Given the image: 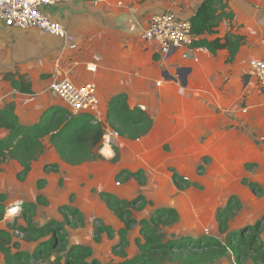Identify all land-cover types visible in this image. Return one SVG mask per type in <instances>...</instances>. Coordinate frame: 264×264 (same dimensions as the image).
<instances>
[{"label":"crops","instance_id":"crops-1","mask_svg":"<svg viewBox=\"0 0 264 264\" xmlns=\"http://www.w3.org/2000/svg\"><path fill=\"white\" fill-rule=\"evenodd\" d=\"M203 1L111 0L95 5L91 0H70L48 7L46 13L62 23L75 39L77 48L74 50L61 38L48 36L37 29L8 28L0 21V108L12 105L23 125L38 124L43 113L54 107L71 113L50 89L53 82L67 78L77 86L96 87L98 112L86 114L106 125L111 100L122 94L127 96L131 108L139 107L149 114L153 120L151 132L163 130L170 134L172 130H189L190 127L201 130L203 124L216 117L231 120L232 112L239 107L243 95L258 85L253 78L248 79L247 64L254 59L264 60V0H227L229 10L234 14L233 21L224 20L217 29V35L203 37L209 40H223L227 34L243 37L244 42L231 63L227 62V50L212 54L187 45L164 55L156 41L142 37L153 16L170 12L191 20ZM260 93L264 102V89L261 87ZM263 105L250 104L247 111ZM107 129L116 132L109 125ZM7 135L6 129H0V139ZM262 138L264 141V132ZM47 139L49 141V138L43 141L45 152L33 162L25 185H30V180L33 185L34 178L44 173V169L37 168H45L51 162L59 165L61 172L67 171L69 178L82 180L84 177L69 169L71 165L60 159L50 142L46 145ZM120 139L112 138L109 145L103 144L106 146L101 154L106 159L112 157L113 147ZM105 147L111 152H104ZM48 154H51L50 158ZM22 171L21 164L14 160L0 169V194L6 195L2 203L4 208V203L10 199L6 183L14 184L15 196L21 194L24 197V182L18 181ZM36 201L30 198L26 203L21 202L19 215H15H23L24 218L26 206ZM40 208L44 214V206ZM6 217L10 216L6 213L4 221L1 220L0 232L11 235L9 247L16 253L12 249L13 235L2 227L8 221ZM36 217H40L38 205L33 218ZM51 237L50 234L35 241L22 252L34 253ZM132 252L126 258L118 256L119 259L113 263L135 257L137 251Z\"/></svg>","mask_w":264,"mask_h":264},{"label":"rangeland","instance_id":"rangeland-1","mask_svg":"<svg viewBox=\"0 0 264 264\" xmlns=\"http://www.w3.org/2000/svg\"><path fill=\"white\" fill-rule=\"evenodd\" d=\"M247 65L249 67V63ZM255 103L264 104L258 85L247 90L229 121L216 117L203 124L201 130L190 127L189 130H172L170 134L154 130L135 141L120 136L110 159L69 168L74 174L84 177L82 180L69 178L67 171L61 172L59 165L56 169L57 164L51 162L45 168H37L44 169L43 178L36 176L33 185L31 180L30 185H25L27 178L20 180L18 177L19 182H24V197L21 194L15 196L14 184L6 183L10 199L4 205L10 217H6L8 221L2 227L13 235V251L22 252L35 242L20 230V226L25 227L28 223H25L27 220L23 215H18L21 202L26 203L30 198L36 201L39 196L43 201L38 204L40 217L33 218L34 224L40 227L50 222L64 223L59 219L64 220L66 208L79 211L83 222L70 216L73 224L64 227L69 246L81 243L89 246L93 249L89 260L95 259L102 264L119 259L116 252L120 250L115 252V249L121 242L119 231L125 228L124 222L108 207L102 196L105 193L126 202L140 201V196H143L144 202H137L127 209L136 222L150 220L161 208L177 210L178 222L162 227L161 233L166 241L183 237H214L224 242L230 233L264 222V105L247 111L250 104ZM48 142L47 139L46 145ZM140 171L145 174L144 183L127 174ZM231 197L242 203V209L230 221L229 231L223 234L219 231L218 212L225 208ZM40 206H44V214ZM101 223L113 229V238L104 232L97 240ZM140 230L141 226L136 224L129 231L127 255H132L133 250L138 254V241L145 240ZM65 253L53 251L40 262L58 264L60 260L59 264H65ZM163 259V264H184L167 256ZM0 264H6L3 254H0ZM212 264L253 262L247 259L240 263L235 254L229 252Z\"/></svg>","mask_w":264,"mask_h":264},{"label":"trees","instance_id":"trees-1","mask_svg":"<svg viewBox=\"0 0 264 264\" xmlns=\"http://www.w3.org/2000/svg\"><path fill=\"white\" fill-rule=\"evenodd\" d=\"M234 14L229 10L227 0H204L191 18L192 33L194 39L190 44L191 49H205L216 54L219 50L229 52L228 63L234 61L244 38L227 34L222 40L216 38L209 40L204 36L218 34V27L224 20L232 22ZM126 95L114 97L108 108L106 123L114 128L121 137L132 141L138 140L149 134L153 127V120L147 112L139 107L131 108ZM107 125L99 122L89 114H72L64 108L54 107L46 110L41 120L35 125H23L14 112L12 105L0 108V129L8 131L5 139H0V169L5 163L14 160L21 164L23 171L19 175L24 180L31 171L32 163L37 161L45 152L44 139L49 138L50 145L54 148L60 159L71 165L79 166L96 160L105 159L101 154L103 138ZM58 165L55 166L57 169ZM128 175L145 182L143 171L137 173L127 172ZM108 207L121 219L125 228L119 231L120 245L116 247V255L126 258V249L129 245V231L136 224L141 226L144 242L138 241V254L125 259L120 263L108 264H163V257L181 260L184 264H212L216 260L226 257L229 252L235 254L236 259L242 263L251 259L253 264H264V240L262 233L264 222L247 226L239 232L230 233L223 242L214 237L191 238L183 237L175 240L164 239L161 233L162 227L175 224L179 220V213L175 209L161 208L150 220L136 222L131 219L132 214L127 210L140 201H122L111 194H102ZM6 197L0 195V221L4 219L6 211L2 203ZM39 196L36 203H30L25 208V219L28 222L26 228H20L25 237L38 241L48 235L51 240L42 243L32 254L25 252L13 253L9 244L11 235L8 232H0V252L4 254L6 264H41L53 251H65V264H102L98 260H89L93 256V249L89 246H69L65 231V225L73 224L69 220L74 216L82 223V215L79 211L66 208L64 223L50 222L43 227L36 226L33 222L37 205L42 203ZM242 209V203L231 197L225 208L218 212L219 231L223 234L229 231L230 221ZM107 232L110 238L114 237L112 228L101 223L97 231L99 240L102 233ZM60 263V260L57 261Z\"/></svg>","mask_w":264,"mask_h":264},{"label":"built area","instance_id":"built-area-1","mask_svg":"<svg viewBox=\"0 0 264 264\" xmlns=\"http://www.w3.org/2000/svg\"><path fill=\"white\" fill-rule=\"evenodd\" d=\"M69 1L0 0V21L8 28L37 29L48 36L61 38L71 50H74L77 48L75 39L62 23L53 20L45 11L48 7ZM91 1L97 5L111 0ZM142 37L145 40L156 41L164 55H169L176 49L190 45L194 39L191 21L170 12L153 16L148 27L142 32ZM248 75L250 79L253 78L264 89V60H251ZM50 89L69 107L72 114H96L98 112L99 101L94 85L77 86L65 78L53 82ZM119 137L118 132H111L107 129L103 144L109 145L112 138Z\"/></svg>","mask_w":264,"mask_h":264},{"label":"bare ground","instance_id":"bare-ground-1","mask_svg":"<svg viewBox=\"0 0 264 264\" xmlns=\"http://www.w3.org/2000/svg\"><path fill=\"white\" fill-rule=\"evenodd\" d=\"M105 150H107V151H108V150H110V149H109L108 147H105ZM13 212H16V210H14Z\"/></svg>","mask_w":264,"mask_h":264}]
</instances>
